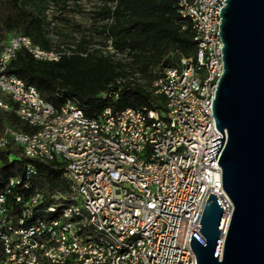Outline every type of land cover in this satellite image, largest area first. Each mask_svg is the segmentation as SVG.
I'll list each match as a JSON object with an SVG mask.
<instances>
[{"label": "built area", "instance_id": "built-area-1", "mask_svg": "<svg viewBox=\"0 0 264 264\" xmlns=\"http://www.w3.org/2000/svg\"><path fill=\"white\" fill-rule=\"evenodd\" d=\"M226 0H176L185 29L189 24L195 54L164 67L153 81L154 93L164 97L162 109L105 108L86 117L72 100L55 108L37 89L5 72L21 50L40 61L63 56L97 54L125 63L107 35L82 42L53 29L52 46L44 49L27 36L11 34L0 50V108L12 110L35 130L5 128L0 147L10 142L23 154L42 162L59 161L64 193L42 191L23 198L17 214L7 216L0 193V264H196L189 241L198 231L209 194L224 208L225 228L232 204L221 183L216 157L208 161L211 139L222 134L212 116V101L223 72L219 36L220 9ZM137 76V74H134ZM26 180L10 179L9 186L27 189ZM222 239V238H220Z\"/></svg>", "mask_w": 264, "mask_h": 264}, {"label": "trees", "instance_id": "trees-1", "mask_svg": "<svg viewBox=\"0 0 264 264\" xmlns=\"http://www.w3.org/2000/svg\"><path fill=\"white\" fill-rule=\"evenodd\" d=\"M97 1L99 6L91 12L92 33L110 36L113 46L126 52L130 61L115 63L97 54L40 61L21 50L5 72L34 86L40 97L53 107L59 108L72 100L90 118L98 117L105 108L162 109L164 97L154 93L153 81L164 67L176 63L180 57L193 56L196 51L189 24L182 29L186 22L177 14L176 0ZM49 2L64 7L67 0H0V50L11 34L27 36L34 44L50 48V22L45 16ZM53 29L62 35L54 25ZM85 37L82 34V42L86 41ZM4 102L11 104L9 98ZM7 127L25 133L35 130L12 110L0 108V136ZM28 165L35 170L29 178L30 186L27 189L9 186L10 179L26 180ZM61 165L57 160L42 162L28 158L13 142L0 147V193L6 197L5 214L13 217L17 214L20 204L15 201L16 194L26 199L39 190L49 200L51 195L64 193ZM3 257L0 243V261Z\"/></svg>", "mask_w": 264, "mask_h": 264}, {"label": "water", "instance_id": "water-1", "mask_svg": "<svg viewBox=\"0 0 264 264\" xmlns=\"http://www.w3.org/2000/svg\"><path fill=\"white\" fill-rule=\"evenodd\" d=\"M223 72L212 101L222 134L211 139L222 188L232 204L209 194L189 245L196 264H264V0H226L220 9ZM222 238V239H220Z\"/></svg>", "mask_w": 264, "mask_h": 264}, {"label": "rangeland", "instance_id": "rangeland-1", "mask_svg": "<svg viewBox=\"0 0 264 264\" xmlns=\"http://www.w3.org/2000/svg\"><path fill=\"white\" fill-rule=\"evenodd\" d=\"M99 6L97 0H67L64 7L61 3L51 4L49 6L50 14L54 16V26L63 36L71 37L73 33L84 34L89 39H100V36L92 33L91 12ZM68 20V23L64 22ZM79 25V30L75 26ZM130 58L126 56L124 62L127 63ZM0 100L7 101V96L0 94Z\"/></svg>", "mask_w": 264, "mask_h": 264}]
</instances>
